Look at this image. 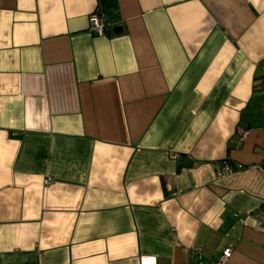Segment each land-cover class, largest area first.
I'll return each mask as SVG.
<instances>
[{"label": "crops", "instance_id": "1", "mask_svg": "<svg viewBox=\"0 0 264 264\" xmlns=\"http://www.w3.org/2000/svg\"><path fill=\"white\" fill-rule=\"evenodd\" d=\"M260 207L264 0H0V264H261Z\"/></svg>", "mask_w": 264, "mask_h": 264}, {"label": "built area", "instance_id": "2", "mask_svg": "<svg viewBox=\"0 0 264 264\" xmlns=\"http://www.w3.org/2000/svg\"><path fill=\"white\" fill-rule=\"evenodd\" d=\"M90 20V27L89 30L92 33H95L97 35H103L105 30V24H106V18L103 14H100L98 12H92L89 16ZM242 138H244L247 134V131L241 130L239 132ZM172 157H176V154H172ZM238 168H242V165H237ZM233 171L232 165L225 161L222 166L216 171V176H224L228 175ZM254 221L255 226L257 228L264 227V207H260L258 210L254 212ZM232 248L230 246H226L221 254L210 264H225L228 258L231 256ZM261 264H264V260H262Z\"/></svg>", "mask_w": 264, "mask_h": 264}, {"label": "water", "instance_id": "3", "mask_svg": "<svg viewBox=\"0 0 264 264\" xmlns=\"http://www.w3.org/2000/svg\"><path fill=\"white\" fill-rule=\"evenodd\" d=\"M117 30H120V29H117Z\"/></svg>", "mask_w": 264, "mask_h": 264}]
</instances>
